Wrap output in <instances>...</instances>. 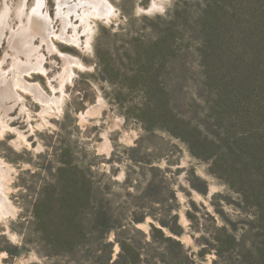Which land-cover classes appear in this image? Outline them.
Here are the masks:
<instances>
[{"label":"rangeland","instance_id":"1","mask_svg":"<svg viewBox=\"0 0 264 264\" xmlns=\"http://www.w3.org/2000/svg\"><path fill=\"white\" fill-rule=\"evenodd\" d=\"M24 1L0 0V161L6 175L0 264H76L56 253L60 219L53 209H79L85 217L94 207H106L138 240L135 230L149 235L152 225L165 222L183 232L175 237L194 253L203 234L192 228L189 212L198 227L210 231L223 225L220 215L246 219L237 208L238 193L170 132L174 118H189L191 99L198 104L193 117L202 121L206 94L196 21L207 0H108L116 16L92 19L89 37L73 18L82 42L91 38L90 47L54 43L83 67H69L40 35L21 29L18 9ZM45 1L59 34L63 0ZM153 1L161 8L150 11ZM26 4L30 14L37 0ZM37 61L45 73L31 72ZM21 80L24 88L17 86ZM135 218L144 220L133 224ZM117 235L106 236L115 243L114 258L120 251ZM214 259L208 254L206 264Z\"/></svg>","mask_w":264,"mask_h":264},{"label":"trees","instance_id":"2","mask_svg":"<svg viewBox=\"0 0 264 264\" xmlns=\"http://www.w3.org/2000/svg\"><path fill=\"white\" fill-rule=\"evenodd\" d=\"M196 26L204 113L196 123L198 104L191 99L189 118L173 116L170 132L238 193L237 208L246 219L220 215L223 225L210 231L198 227L189 212L192 228L203 234L194 253L175 237L183 232L165 222L163 227L152 225L149 235L135 230L138 240L129 237L130 230L106 207H94L85 217L79 209H53L60 219L57 254L70 255L76 264H206L208 254L215 256L212 264H264V0H207ZM79 195L74 194V202L81 200ZM112 231L118 232L116 258L115 243L106 238ZM122 231L127 237H121Z\"/></svg>","mask_w":264,"mask_h":264},{"label":"bare ground","instance_id":"3","mask_svg":"<svg viewBox=\"0 0 264 264\" xmlns=\"http://www.w3.org/2000/svg\"><path fill=\"white\" fill-rule=\"evenodd\" d=\"M27 0L24 1L23 5H20L18 11L21 14V29L22 30H28L29 34L32 36L40 35L42 43H45L48 45V47L52 51H58L54 39H58L60 41H63L66 43V45L69 46H76V47H83V45L86 44V48L90 47V39L88 38L85 44L82 42V35L81 32L78 31V26H75L73 23V18L78 19L83 24L84 30L83 34L87 35L89 37L90 34L93 32V26H92V19H106L108 21L111 20V18L116 16L115 8L114 6L108 1V0H63L58 1V13H57V19L59 18L62 21L63 27L59 34L54 32L53 30V23L54 18L46 11V1L45 0H37V6L34 10L31 11L30 14L26 11V4ZM72 2L73 4L71 5ZM66 6V7H65ZM161 6L157 4L156 1H153L151 10L154 11L157 9H160ZM28 17L27 24H23V17ZM81 24V25H82ZM6 26H8L6 24ZM70 29L73 31L70 34ZM6 34L5 30L3 32L1 40H4ZM30 45L32 46V41L30 42ZM59 55L66 61L71 67V65H77L79 67H83L82 62L79 60V58H75L74 56H70L67 54H63L62 52H59ZM31 62V60H29ZM33 63V62H31ZM31 72H43L45 73V69L42 66L41 61H37L36 63L32 64L31 66ZM24 82L21 80L17 86H22ZM31 89H34V91H39L37 87L31 86ZM44 102V99H40ZM47 103L52 102V100H45ZM60 100L57 102V104H60ZM3 163L0 161V206L6 205V196L4 192V179L5 174L3 171Z\"/></svg>","mask_w":264,"mask_h":264}]
</instances>
